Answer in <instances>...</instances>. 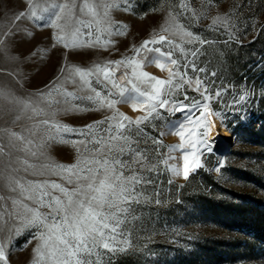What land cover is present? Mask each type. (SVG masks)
I'll return each instance as SVG.
<instances>
[{
  "label": "rangeland",
  "instance_id": "374dc122",
  "mask_svg": "<svg viewBox=\"0 0 264 264\" xmlns=\"http://www.w3.org/2000/svg\"><path fill=\"white\" fill-rule=\"evenodd\" d=\"M181 3L182 0H127L125 4L121 0L120 7L109 13L112 24L108 31L112 34L97 33L93 24V36L88 38L93 44L91 47L65 48L54 39L56 28L25 19L20 26L26 31L5 41L10 57L15 59L0 55V85L7 86L17 97L33 99L40 93L50 92L54 100H63L65 89L80 97H67V103L59 105L44 104L45 113L35 118H46L78 130L57 134L53 129L54 139L48 141L47 155L54 164L73 165L87 155L79 143L85 140L79 130L87 131L86 125L112 115V110L106 107L96 110L98 104L88 99L89 95L94 96L91 88L101 92L103 98L111 85L105 88L104 84L97 83L95 76L88 78L91 87L79 82L78 77L77 84L66 82L65 75L71 66L90 69L97 63L127 58L133 60V64L122 65L112 77L118 83L126 84L120 80L126 70L129 78L134 70L137 77L141 72H148L167 80V69L173 66L161 58V63L166 65L162 71L155 63L144 59L151 60L158 54L140 47L163 34L175 43H182L187 61L179 51L174 58L179 60L181 72L188 63L185 79L192 81L191 86L185 84L168 99L183 100L186 92L189 99L185 104L202 100L200 93L194 90L197 77L213 97L209 105L213 114L201 117L212 122L208 124L210 131L206 136V140L212 142L210 152L201 149L199 138L194 134L202 130V125L185 120L184 112H173L170 106L158 108L159 115L154 114L139 126L142 129L138 136L139 147L157 167L155 171L142 173L144 180L150 182L136 186L139 203L132 205L127 220L121 225L122 234L113 245L115 250L100 248L99 255L92 257L93 264H264V0H183L187 11L181 8ZM27 7L28 0H0V23L6 26L15 14ZM225 14L230 15L235 28L213 27L212 18ZM166 21L168 24L174 21L192 33L193 38L199 37L206 43L195 39L188 43L190 38L182 41L179 36L159 32ZM108 40L112 43L107 44L105 50ZM156 47L170 49L162 42L148 45V48ZM134 48H140L139 54ZM192 52L196 55L192 56ZM193 63L204 71L194 72ZM217 91L221 92L220 97L215 96ZM241 96H245L244 101H240ZM115 98L118 97H111ZM0 106L4 110L0 127L20 131L32 122L21 119L13 124L15 113L8 112L11 106L6 101H0ZM140 107L137 105V109ZM116 108L133 120L145 115L133 110L130 103L117 104ZM216 112L220 115L216 116ZM196 116L200 113L196 112ZM176 121L185 123L183 139L171 130L170 122ZM133 138H137L135 126ZM154 140L158 143H153ZM172 145H182V148L170 152ZM87 148L91 149L92 145L87 144ZM185 153L188 154L187 179L183 175ZM169 155L174 159L169 160ZM197 161L200 166H196ZM170 166L178 168L180 174H174ZM20 176L72 187L67 184V174L58 175L55 171L40 176L21 172ZM0 195L19 197L18 192L8 189L6 182H0ZM6 203L10 206L11 200ZM24 203L38 207L31 201ZM39 211L47 213L49 210L39 208ZM22 224V219L13 218L0 232V239L11 236L6 249L8 264H33L34 249L42 244L39 237L46 229L42 225L21 227ZM15 227L20 228L19 234L9 232V228ZM125 240L130 244L123 243Z\"/></svg>",
  "mask_w": 264,
  "mask_h": 264
},
{
  "label": "snow or ice",
  "instance_id": "6c2138e0",
  "mask_svg": "<svg viewBox=\"0 0 264 264\" xmlns=\"http://www.w3.org/2000/svg\"><path fill=\"white\" fill-rule=\"evenodd\" d=\"M123 2L126 4L127 0ZM120 3L121 0H59V2L38 0L37 3L28 0V7L15 14L10 23L6 26L0 23V55L15 59V57H10L9 46L5 41L20 31H26L20 26V22L25 19L32 20L33 23L41 22L40 26L50 24L56 28L58 32L54 39L57 44H62L65 48L84 45L91 47L93 44L88 38L93 36V24L96 25L97 33L108 32L111 35L112 33L108 31L112 24L109 13L113 8H119ZM181 8L188 10L183 0ZM192 15L195 16L194 11ZM171 16L172 14L169 13V17ZM85 17H90V19L86 20ZM212 26L224 27L225 30L235 28L229 14L223 17L219 15L213 17ZM159 32L179 36L182 41L186 37L190 38L187 40L188 43H192L193 39L201 44L206 43V41L199 40V37L193 38L192 33L185 31L174 21L172 24L166 21ZM116 34L124 33L117 32ZM99 41L100 36L97 35L96 43L99 44ZM158 42L167 43L170 49L165 51L161 47L148 48L150 43ZM111 43L110 40L105 42V50H107V44ZM140 47L158 54L151 60L148 57L144 59L149 63H155L162 71L166 69V65L161 63V58L173 66L167 69L169 73L167 80L151 76L148 72H141L137 77L134 70L129 78L130 74L126 70L120 77V80L126 81V84L118 83L112 77L122 65L133 64V60L127 58L107 61L104 64L97 63L90 69L71 66L67 70L66 82L77 84L78 77L79 82L91 87V81L88 78L95 76L97 83L104 84L105 88L111 85L107 96L103 98H101V92L91 88L94 96L89 95L88 99L98 104L96 110L106 107L112 110V115L86 125L87 131L79 130L80 135L85 137V140L79 143L85 148L87 155H83L73 165L51 162L47 155V147L48 141L54 139L53 129L57 134L78 130L53 123L46 118H35L45 113V108L42 106L44 104L59 105L67 103V97L73 99L80 97L65 89L63 100H54L50 92L40 93L39 97L33 99H21L7 86L0 85V101H6L11 106L8 112L15 113L11 123L15 124L21 119L32 121L20 131L0 127V182H6L11 192L19 194V197L0 195V232L4 231V225L13 218L23 220L21 227L42 225L46 231L39 237L42 244H38L34 249L33 264H93L92 257L99 255L100 248L108 251L115 250L113 245L117 242L116 237L122 234L121 225L127 220L132 205L139 203L136 186L150 182L144 180L142 173L155 171L157 167L145 155V150L139 147L138 136L142 132L139 126L154 114L159 115L158 108L164 109L170 106L173 112H184L185 120L202 125V130L194 134L198 136V143L202 150L209 152L212 150V142L206 140L210 131L208 124L212 122L202 120L201 117L213 114L209 106L213 97L209 94L207 86L203 85V81L197 77L194 89L200 93L202 100H193L190 104H185L184 101L189 99L186 92L183 94V100L170 101L168 99V96L175 95L185 84L189 86L192 84L190 79H185L188 63L184 65L185 71L181 72L178 67L179 60L174 58L175 52L179 51L187 61L182 43H175L168 36L158 34V38L153 37L151 41H145ZM134 51L139 54L140 48H134ZM191 55L195 56L196 52H192ZM139 63L142 64L143 61ZM191 67L194 72L204 71V69H197L194 63ZM61 71L64 72L65 69L62 67ZM201 86H203V91H201ZM113 89L116 90L115 93ZM114 95L118 98L111 99ZM220 95V91L215 93L216 97ZM244 100L245 96H241L240 101ZM120 103H130L133 110H140L145 115L133 120L119 112L116 105ZM137 105L141 107L137 109ZM3 111V107L0 106V116ZM196 112L200 113L199 117L196 116ZM214 114L220 115L219 112ZM170 123L173 125L172 132L183 139L185 123L182 121ZM133 126L137 134L135 139L133 138ZM153 143H158V141L154 140ZM87 144H91L92 148L88 149ZM181 148L182 145H172L170 152ZM125 156L128 159H124ZM168 159L172 160L174 157L169 155ZM183 159L185 161L183 175L187 179L189 170L187 153L184 154ZM196 166H200L198 161ZM170 170L176 175L180 174L175 166H170ZM51 171H55L58 175L67 174V184L72 187L67 188L60 183L47 180H27L20 176L21 172L40 176ZM6 200H11L10 206ZM25 200L31 201L38 207L29 206L24 203ZM39 208H47L49 211L43 213L39 211ZM13 231L19 234L20 228H9L10 233ZM10 243L11 236L0 239V264H8L6 249ZM123 243L130 244L127 240Z\"/></svg>",
  "mask_w": 264,
  "mask_h": 264
},
{
  "label": "bare ground",
  "instance_id": "6f19581e",
  "mask_svg": "<svg viewBox=\"0 0 264 264\" xmlns=\"http://www.w3.org/2000/svg\"><path fill=\"white\" fill-rule=\"evenodd\" d=\"M224 145H225V143H224ZM221 146V145H220ZM222 146H223V144H222Z\"/></svg>",
  "mask_w": 264,
  "mask_h": 264
}]
</instances>
